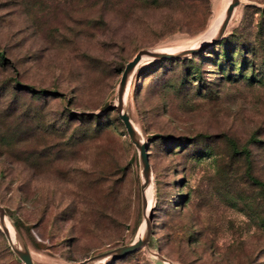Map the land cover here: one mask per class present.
I'll use <instances>...</instances> for the list:
<instances>
[{"label": "rangeland", "instance_id": "obj_1", "mask_svg": "<svg viewBox=\"0 0 264 264\" xmlns=\"http://www.w3.org/2000/svg\"><path fill=\"white\" fill-rule=\"evenodd\" d=\"M119 1L0 0V208L33 264L137 238L142 164L114 108L121 71L140 49L210 38L230 3L209 0L187 33L167 31L165 9L127 18ZM144 68L124 110L148 156L150 232L111 264H264V0H236L204 51ZM0 264H23L1 229Z\"/></svg>", "mask_w": 264, "mask_h": 264}, {"label": "water", "instance_id": "obj_2", "mask_svg": "<svg viewBox=\"0 0 264 264\" xmlns=\"http://www.w3.org/2000/svg\"><path fill=\"white\" fill-rule=\"evenodd\" d=\"M235 1L236 0H230V3L227 5L225 15L223 16V19L220 22V25H219L218 30H217L218 31L217 35L214 39L201 44L200 47H196V48L193 47V48H189V49L182 50L179 52H174V53L158 52V51H154L152 48L140 49L125 63V65L121 71L120 78L118 81V86H117V92H116V96H115L116 102H115L114 108L116 110V115H117L118 119L121 121L129 140L138 149L139 158H140V161L142 164V183H141V187H140L141 192L147 184V177H148V174L150 173V171H149L148 156L146 153L145 144L143 141L141 143L137 142V140H139V139L136 137L137 136L136 132L132 126V123H131L128 115L126 114L125 110H123V108H122L121 96H122V92H123V89L125 86L127 73L136 65V63L142 57H148V58H151L154 60L175 59V58H178V57L185 55V54H193V53H197V52H202L207 47L215 44L221 38V36L224 32L227 18L229 17L231 7L235 3ZM141 195H142V193H141ZM142 198H143V196H142ZM146 206H147V203H146L145 199L143 198V211H144V218L143 219H144V224H145L144 227L145 228H144V232H143L141 237L136 238L134 241H132L128 245L118 246L117 248H115L113 250L104 251L101 253H97L94 255L87 256V257H84L81 260L74 262V263H71V264H89L91 261L98 259L100 257H103V256H107V255H111L110 263H109V264H111L115 260L122 258V257L126 256L127 254L133 252L137 248L143 246L146 243L148 236H149L150 217L152 214V210H151L152 208H151L148 210L147 215H145ZM2 217H6V216L0 208V229H1V231L5 237L6 241L9 243L7 233L5 232L4 226L2 224ZM7 220H8V218H7ZM9 246L16 253V255L19 257V259L22 261L23 264H33L28 253L21 251L20 249H15L10 244H9Z\"/></svg>", "mask_w": 264, "mask_h": 264}, {"label": "trees", "instance_id": "obj_3", "mask_svg": "<svg viewBox=\"0 0 264 264\" xmlns=\"http://www.w3.org/2000/svg\"><path fill=\"white\" fill-rule=\"evenodd\" d=\"M118 3H120L119 0H110L109 7H116L118 6ZM190 4H197V6L200 7L201 14L199 16H196L194 13L188 15L184 11L189 9ZM123 6L127 11L126 14H128V17H124L127 18H129V16H131L135 12L139 11L141 13H144V11L149 10L150 8L165 9L169 13L164 14V16L162 17V24L165 27L167 26V31L179 30L185 31L187 33H194L200 30L204 26L209 14V0H127L123 2ZM155 61L157 60H154L153 63ZM84 119L82 115H80L78 121L82 123L83 121L85 122ZM86 120L89 121L87 118ZM91 120H94L93 116L91 117Z\"/></svg>", "mask_w": 264, "mask_h": 264}, {"label": "bare ground", "instance_id": "obj_4", "mask_svg": "<svg viewBox=\"0 0 264 264\" xmlns=\"http://www.w3.org/2000/svg\"><path fill=\"white\" fill-rule=\"evenodd\" d=\"M222 19H223V15L220 18V20H219V22H218V24H217V26H216V28L214 30V33L212 34V36L210 38L198 41L193 46H181V47H176V48H174V47L155 46L152 49L154 51H158V52L174 53V52H179V51L186 50V49H189V48L198 47L199 45H201V44H203V43H205L207 41H210V40H212V39H214L216 37L217 32H218L217 30H218V27H219L220 22L222 21ZM153 61H154V59H151V58H148V57H142L136 63V65L127 73L125 86H124V89H123V92H122V96H121V102H122L123 110H124V103H125L126 93H127V89H128V85H129L130 80L132 79L134 74L139 73V69L141 67H146V66L150 65L151 63H153ZM115 102H116V100H115ZM132 126H133V128H134V130L136 132L135 126L133 124H132ZM137 142L141 143L142 140L139 139V140H137ZM141 193H142V196H143V198L145 199V201L147 203L146 210H145V215H147L148 210L153 207V199H154L152 177H151L150 173L148 174V177H147V184H146V186L144 187V189L142 190ZM2 224L4 226V230L7 233V236H8V239H9V243L8 244H10L15 249H19V247H20L19 239H18V237L16 235V232H15L14 228L12 227V225L10 224V222L7 220L6 217H2ZM144 228H145L144 225H142L141 230H140L137 238L142 236V234L144 232ZM110 258H111V255L103 256V257H100L98 259H95V260L91 261L89 264H109L110 263Z\"/></svg>", "mask_w": 264, "mask_h": 264}, {"label": "crops", "instance_id": "obj_5", "mask_svg": "<svg viewBox=\"0 0 264 264\" xmlns=\"http://www.w3.org/2000/svg\"><path fill=\"white\" fill-rule=\"evenodd\" d=\"M152 258H154L156 261H159L157 257L156 258L154 257V255L152 256Z\"/></svg>", "mask_w": 264, "mask_h": 264}]
</instances>
